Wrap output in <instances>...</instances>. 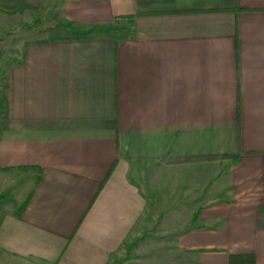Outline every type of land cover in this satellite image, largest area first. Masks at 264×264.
I'll use <instances>...</instances> for the list:
<instances>
[{
  "label": "crops",
  "instance_id": "obj_1",
  "mask_svg": "<svg viewBox=\"0 0 264 264\" xmlns=\"http://www.w3.org/2000/svg\"><path fill=\"white\" fill-rule=\"evenodd\" d=\"M61 14L113 33L28 42L6 71L0 176L34 193L0 221V264H111L184 175L168 261L264 264V0H65Z\"/></svg>",
  "mask_w": 264,
  "mask_h": 264
},
{
  "label": "rangeland",
  "instance_id": "obj_2",
  "mask_svg": "<svg viewBox=\"0 0 264 264\" xmlns=\"http://www.w3.org/2000/svg\"><path fill=\"white\" fill-rule=\"evenodd\" d=\"M64 1L46 0V7L39 12L19 10L13 15L0 12V126L5 115L1 88L5 83L6 71L21 60L24 45L32 41L57 40L76 35L61 14ZM192 179L189 175L177 181L173 179L168 188L152 200L149 226L141 234L130 237L126 247L115 256L111 264H173L168 258L169 252L176 251L172 245L177 240V233L166 231L165 219L177 209L185 215L190 207H175L171 211L167 209L166 200L176 202L177 206L183 202L189 203L188 188L196 185ZM31 188L27 180L17 182L15 178L3 179L0 176V221L7 212L19 209ZM182 195L186 200L180 199Z\"/></svg>",
  "mask_w": 264,
  "mask_h": 264
},
{
  "label": "trees",
  "instance_id": "obj_3",
  "mask_svg": "<svg viewBox=\"0 0 264 264\" xmlns=\"http://www.w3.org/2000/svg\"><path fill=\"white\" fill-rule=\"evenodd\" d=\"M0 12L8 14V15H13V14L18 13L19 11H4V10L0 9ZM74 33H76V35L73 36L74 38L84 39V38H89V37H92L94 35H99V34H107L108 35V34H110V30H105V29H101V28H94V29H91L88 31H74ZM18 64H20V61H18L15 65H18ZM6 81H7V76L5 75V83H4L3 87L1 88V96H2V102L4 105L5 115H4L2 124L0 126V133H1V131L5 125V122L7 120V113H6V111H7V82ZM20 170H34V171L38 172L40 175L38 176V179L36 180L35 185H38L40 183V181L42 179V175H41L42 170L40 168L23 167ZM33 193H34V189L31 191V193L28 195V197L25 199V201L22 203V205L19 207V209L14 212L16 217L20 218L23 215V213L25 212V210H26V208H27V206H28V204L32 198ZM127 243H128V241L124 244L123 248L126 247ZM114 258H115V256L112 257V261L114 260Z\"/></svg>",
  "mask_w": 264,
  "mask_h": 264
}]
</instances>
